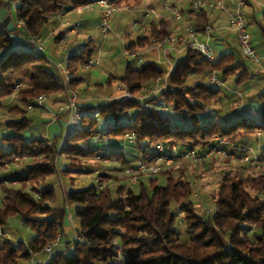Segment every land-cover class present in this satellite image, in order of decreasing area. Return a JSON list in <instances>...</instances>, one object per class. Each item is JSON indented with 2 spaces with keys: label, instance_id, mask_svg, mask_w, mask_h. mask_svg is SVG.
<instances>
[{
  "label": "trees",
  "instance_id": "1",
  "mask_svg": "<svg viewBox=\"0 0 264 264\" xmlns=\"http://www.w3.org/2000/svg\"><path fill=\"white\" fill-rule=\"evenodd\" d=\"M88 1L0 0V7L7 9V16L15 25V31L10 32L0 24V107L14 94L26 107L29 99L38 94L64 93L63 81L50 69V61L44 52L29 45L12 46L10 37L17 33L19 39L31 36L39 41L52 16ZM108 1L117 8L134 10L143 6L146 0ZM252 2H248V6L254 4ZM11 3L15 4L14 18L9 12ZM192 4L182 18L189 13L201 18L206 16L203 9L193 11ZM168 24L167 20L151 21L150 33L128 43L126 51L143 49L152 41L158 43L170 36ZM206 25L209 24L205 20L202 31ZM257 28L264 41V24L257 23ZM92 52L93 45L89 41L79 53L64 61L70 87L76 80L74 72L90 60ZM246 58L240 50L234 49L206 60L197 50L187 48L175 58L165 86L155 94L144 101L122 95L121 98L84 108L79 116L81 127L69 129L62 143V129L52 137L35 135L26 138L30 120L25 115L18 120H7L5 126L11 132L0 137V226L6 224L10 217L17 216L23 225L34 231V236L26 245L2 240L0 264H27L30 250L36 254L44 251V245L57 235L60 242L53 248L59 247L60 250L44 264H112L117 256L112 239L121 246L123 264H264V165L256 169L244 163L240 160L244 152L236 156L240 162L238 169L224 173L209 195L216 210L206 213L205 218L194 211L189 199L192 187L187 178V167L177 164L178 161H186L194 165L208 163L210 166L209 159L201 162L175 159L174 164L162 161L153 177L139 173L136 183L129 182L131 175L124 172V167V182L115 188L105 182L119 178L108 173L99 174L94 178L95 183L86 187L66 190L63 186L60 198L56 194L59 187L45 186L52 179L57 180V174L67 175L71 166L80 164L86 157L123 160L121 151L104 156L98 153L100 147L92 145V138L100 134L109 136V144L125 143L120 139L125 133H133L137 141L161 142L164 145L175 143L179 150H203L215 136L240 148L255 141L251 137L256 132L264 137V92L254 95L258 101V115L248 111L250 98L244 100L237 95L234 100L242 102V106H234L236 101H233L229 110L233 114L228 112L232 116L228 118L223 111L229 107L225 104L229 101L220 97L222 84L212 86L200 79L187 84L190 76L207 77L214 70L221 80L229 78L232 87L229 88L238 93V87L249 83ZM163 75V69L155 62L134 67L127 61L120 80L121 89L123 87L124 91L135 94ZM160 99L170 103L180 117L171 121L162 115L157 108ZM218 108L223 111H216ZM15 109L25 111L18 106L9 108L10 111ZM88 110L98 114L91 117ZM243 112L258 118L261 123L258 126L247 125ZM120 117L123 118L121 123L116 124ZM98 119L105 128H96ZM173 126L180 129L173 131ZM129 145L141 151L136 143ZM60 153H65L69 160L68 167L62 171L56 166ZM245 153L250 152L246 150ZM147 157L142 155V158ZM218 158L228 160L226 157ZM8 163L21 166L23 173L3 175ZM159 177L164 179L163 184L157 183ZM134 185L138 190L133 188ZM58 199L61 204H58ZM67 212L76 221L74 225L80 233L79 238H75V233L71 240L62 238L68 226Z\"/></svg>",
  "mask_w": 264,
  "mask_h": 264
},
{
  "label": "crops",
  "instance_id": "2",
  "mask_svg": "<svg viewBox=\"0 0 264 264\" xmlns=\"http://www.w3.org/2000/svg\"><path fill=\"white\" fill-rule=\"evenodd\" d=\"M182 1V0H181ZM161 3L162 0H146L138 9L130 10L127 8H117L114 11L113 18L110 20L112 22V28L113 31L116 30V34H119L122 30H126V23H125V17H128L130 14L132 15L128 19V23L131 21L134 22L133 25L138 27V30L142 33H147V35L150 33V27L149 23L151 21H157V20H167L169 22L168 28L171 30V35H186V26L192 25L197 38L199 40H204L205 35L203 31L201 30V26L204 25V22L206 20L207 24L213 25L215 27L214 31L212 32V36L210 38V43L212 45L213 49V56L217 53V55H220L225 52H230L234 49L239 50V46L236 42L235 36L232 32L228 31L225 26L227 23V13L216 11V10H208L206 11V16L201 18L197 16L195 13H189L186 17L182 18L180 21H173L169 15L164 12L161 9ZM254 4L247 5L243 9V17L247 26L248 31L252 34V44L256 50V52L262 56L260 65H258V68L264 73V41L262 39L261 33L259 32L257 28V23L264 24V0H253ZM151 8L153 10L152 13L148 14L146 17H149V21H146L145 18H143L145 12L147 9ZM230 9V8H229ZM99 23H100V17H99V11L97 6H93L91 9H84L81 12L76 11L75 9L63 11L59 15L52 16L50 18V21L48 25L46 26L44 30V34L41 40V44L45 46L46 42L50 41V44L48 46H45V50H47V53H44L46 58L50 61V69L54 73H58V69L55 65L59 64L60 68H64L63 66V59L64 61L72 54L79 53L84 45L87 42H91L93 45V36L98 34L100 36L99 31ZM143 23V24H142ZM14 35L18 36L17 33H14ZM128 38H132V33L126 34ZM62 36H65V45H62L64 41H62ZM145 35H142L143 37ZM107 37H105L106 39ZM135 39H130V42L135 41ZM105 41V40H104ZM128 44V43H127ZM123 43L124 46V52H127L125 49V46L127 45ZM151 45H149V55L150 58L155 59L156 62H161V53L164 54V56H167L170 58V56H179V54H183L185 49L181 47L178 44H169L166 49H163L161 46L158 45L157 42H151ZM105 42H100L98 47H95L93 45V52L91 54L90 59L93 61V64L97 63V60H109V61H115L117 62V65L124 64V59L119 57V52H113L112 48L109 50L107 47V50H104ZM79 50V51H78ZM162 52H161V51ZM138 52V51H136ZM112 54V56H110ZM96 60H93V59ZM132 58V57H131ZM126 60V59H125ZM151 60V59H150ZM128 61V60H127ZM127 61L124 65H126ZM150 62V61H149ZM153 62V61H152ZM155 62V61H154ZM165 64V62H163ZM91 65H83L81 66V73H79L75 76L76 80L74 81V86L78 91L80 100L78 102V110L80 112L84 111V108L94 106L97 104L96 101L98 100H112L114 98H118L122 95V93L117 94L114 91H110L111 86L113 84V80L117 79L116 83V90L120 91L123 90V87L121 89V77L123 75L124 69L122 72H120V75H113L111 69L107 66L101 65L100 68ZM167 64H170L168 67L169 69L164 73L166 74V79L163 82H166L169 71L172 67L170 59L167 60ZM125 68V66H124ZM79 71H76V73ZM119 72V71H118ZM254 72V71H251ZM256 73V70L255 72ZM83 75V76H82ZM88 77V79L86 78ZM262 77V75H259ZM257 77L259 80L260 77ZM194 77V78H193ZM196 76L192 75V79L195 81ZM193 81V82H194ZM163 82L155 83V81H152L149 85V87H159ZM120 87V88H119ZM230 86H227L224 95V100H234V98L238 96H242V99L246 100L250 98V106L249 111L253 114L258 115L259 109H258V101L255 99L254 95L251 93V90L255 87V84L252 83H245L243 86L238 87L239 92L232 91ZM241 88V89H240ZM234 90V89H233ZM124 91V90H123ZM46 111H39V114L37 117H39L40 125L38 127V130L36 131V135L44 136V137H52L53 134H56L59 130L64 129L65 125V117L62 119H59L57 121H48L50 119V113L51 111H56L57 107L64 103L65 101V94L64 93H53L51 95L46 96ZM96 100V101H95ZM230 103V102H229ZM219 105V103H216ZM230 106V104H227ZM18 109H15L17 111ZM223 109L218 108L216 111H220ZM34 111V110H33ZM13 113V112H11ZM28 119L29 116H26ZM75 119V118H74ZM30 120V119H29ZM31 122V120H30ZM75 127L80 128L81 123L75 124ZM35 136L32 131L28 130L25 132V137L29 138ZM251 141V138L248 140ZM98 144H103L102 142L93 141L92 145L97 146ZM247 146L249 147L250 142H247ZM261 148H264V137L261 138ZM260 145V144H259ZM250 147L252 149V145L250 144ZM249 147V148H250ZM260 148V149H261ZM250 149V150H251ZM257 149V144H256ZM248 150V151H250ZM254 150V149H252ZM123 158V156H122ZM120 160V158H119ZM113 161L117 162L116 159H113ZM121 161V160H120ZM135 164V163H134ZM132 164V165H134ZM126 166H131L125 163L121 164V167L119 168V172L122 174V168ZM21 166L16 165H10L7 167L5 174L11 173L14 176L21 175L23 173V170L21 169ZM58 169V168H57ZM108 174H112V171H109ZM1 175V176H3ZM113 175V174H112ZM123 175V174H122ZM51 186L53 188H57L58 186V180L52 179L50 182ZM56 194L58 198H60L61 193L59 191H56ZM22 224V222H21ZM66 234V230H64ZM62 234L63 239H68V235Z\"/></svg>",
  "mask_w": 264,
  "mask_h": 264
},
{
  "label": "rangeland",
  "instance_id": "3",
  "mask_svg": "<svg viewBox=\"0 0 264 264\" xmlns=\"http://www.w3.org/2000/svg\"><path fill=\"white\" fill-rule=\"evenodd\" d=\"M195 1H197V0H182V1L181 0H170V3H173L179 10H181L183 13V16H184L185 12L190 8V4L194 3ZM161 9H162V7H161ZM9 12H10L11 17L14 18V16H15V4L14 3H11L10 8H9ZM113 14L111 15V19L113 18ZM131 16L132 15L130 14L128 17H125L124 21L126 23V30H122L119 34H116V30L113 31V28L111 25L112 22L109 21V24H108L109 30L105 36L107 38L106 39L103 38L101 33H100V36L98 34H96L92 38L93 39L92 40L93 45L95 47H98L100 42L101 43L105 42L106 45L104 47V50L105 49L107 50V47H108L109 50L112 48L113 52L118 51L119 57L124 59V64L128 60L134 67H140L146 62H149V61L154 62L155 61L156 65L159 68L163 69L164 73H167L166 71L169 69L168 67L170 66V64H167V60L170 59V62L172 65L175 58L181 56L182 54H179V56H174V57L170 56V58H169L167 56H164V54L161 53V60L162 61L156 62L155 59L152 60V58H150L151 56L149 55L148 48H149V45H151V44H148L143 49L137 50L138 53L141 55V59H142L141 62L138 63V62H136V60L134 58H131L129 56L128 52H124L123 43L127 44V43H129L130 39L132 40V39H135L136 37H141L142 35H147V33L145 34V33H142L141 31H139L138 27L133 25L134 22H132V21L130 23L127 22L128 19H130L129 17H131ZM149 19H150L149 17L145 18L146 21H149ZM226 19H227V17H226ZM127 33H132V38H130V37L128 38V36L126 35ZM65 39H66V37L62 36V41H64V43L62 45L66 44ZM48 44H50V41L46 42L45 46H48ZM45 46H43V48H44L43 52L47 53V50H45ZM110 56H112V54ZM217 56H218L217 53L214 54V58H216ZM93 60H96V59L94 58ZM62 61H63L62 63L64 66V59ZM163 62H165V64ZM245 63L248 66L247 71L249 74V83H252L253 85L255 84V87L251 90V93L256 95L259 92H264V73H262V71L258 68V65H260V63H253V62L251 63V61H249L248 57L245 59ZM124 64L117 65V62H115V61H109V60H106V61L101 60L100 61L98 59L97 63L93 64V66H96L99 68L101 65H103V67L107 66L111 69L113 75H120L121 74L120 72H122L124 69V66H125ZM166 68H167V70H166ZM80 69H81V66H79V71L77 73L74 72L75 76L81 71ZM255 70H256V73H254ZM251 71H254V72H251ZM80 73H79V75H80ZM259 75H262V77ZM258 76L260 77L259 80L257 79ZM86 78L88 79L87 76H86ZM195 78L200 79V81H202V82L207 81V77H205L204 75H202L200 77L197 76ZM161 79H162L161 81L163 82L166 79V74H164L161 77ZM229 80H230L229 78H227L226 80H223V79L221 80L222 91H224L227 86H230ZM113 81L114 82L111 86L110 91L112 90L116 94H117V92H118V94L122 93L123 90H120V91L116 90L117 79H115ZM193 81L194 80L192 79V76H190L188 81H187L188 82L187 84L191 85L193 83ZM149 86H145L144 88H141L135 94L129 93L130 98H136L140 101H144L143 99H146V98H148V96L155 94L157 92L156 91L154 93H148L151 89L154 88V87H149ZM71 87L73 89H75L76 92L78 93L75 86H71ZM17 89H19V86L16 87V90ZM222 91H221L220 97L224 98L225 95L222 93ZM121 96L118 98H121ZM79 100H80V97H79ZM230 101H231V103H229ZM233 101H236V100H229L228 104H230V106L227 109H224L223 113L225 114L224 115L225 117L226 116L228 118L232 117L227 113L231 112L229 110L232 107L231 104L233 103ZM96 102L99 104L106 103L105 100H98ZM237 102H239V101H236L235 103H233V105L234 104H235L234 106L238 105V108H240L242 106V102H240V103H237ZM225 104L227 105V102H225ZM13 106H18V107H20V109L25 110L24 113L19 111V110H17V111L11 110L10 111L9 108H11ZM26 107H25V104H23L21 101H19L17 99L15 94L10 96L8 99V102L3 104L0 107V137L8 135L11 132L5 126V122L7 120H18L21 118L22 115L30 117L29 119L31 120V122L29 123V128H30V131H32V133H34L36 135V131L38 130V127L40 125L39 117H37L40 110L39 109H28ZM157 108H159V111L162 115L166 116L171 121L178 119L180 117L179 113L172 110L171 104L167 103L164 99H160L158 101ZM11 112H13V113H11ZM231 113L233 114V111ZM87 114H89L92 117V116H94L95 111L88 110ZM79 123H80V118L79 117L75 118L71 122L70 129L75 127V124H79ZM105 127H106L105 124L100 119H98V124H97L96 128L97 129H103ZM251 138L255 140L251 143L252 149H254V150H252L250 146H249L250 148L248 147L247 150L251 149L249 151L250 153L252 151L253 152L258 151L259 154H262V156H264V148L263 149L261 148V145H262L261 144V138H262L261 134L256 133V134H254V136L252 135ZM92 139L93 140H100L101 142H103V144L97 145L100 147V150L98 151V153H100L101 156L109 155V154H115V153L121 151L122 156H123V160L120 161L118 159L117 162H115L110 158L105 160V159L86 157V158L81 160L80 164L75 165V166H71L67 175L61 176V175L57 174L56 177H57V180L59 183L57 188L59 187V189H60V190L57 189V191H59V192L63 191L62 190L63 186L66 190L80 189V188L86 187L88 185L95 183L94 178L97 177L99 174H105V173H108L109 171H112L113 176H116L119 179L112 180V181L110 180V181L105 182V183H107L108 185L115 188L116 186H119V185L123 184V182H124L122 179L123 175L119 172V168L121 167L122 162H124L125 164H128V165H132L137 161V159L142 158V155H143L142 152L135 146L125 144V143L109 144L108 142H110V139H109L108 135L100 134V135L94 136ZM122 140L123 139L121 138L120 141H122ZM256 144H257V149H256ZM218 157L219 156H217V155L216 156L212 155V156H209L206 158L205 161H207L208 159H209V162L211 161L210 166L208 165V163H204V164L201 163V164H195L194 165L193 163H188L186 161H178L179 164H177L180 167H187V170H188L187 178L190 181L191 187H192V192L189 196V199L193 204L194 211L199 216H201L203 218L206 217V210L213 207L212 202L209 200V195L217 187L218 181L221 179L222 175L226 172H234L240 166V162L236 158H234V159L228 158V160L227 159L223 160L222 158H218ZM68 163H69V160L66 157L65 153L58 154V156L56 158V166H57L59 171H62L65 168H67ZM13 164H15V163H12V165ZM10 165L11 164L8 163V166H10ZM15 165L18 166L17 164H15ZM144 182H146V180ZM157 183L163 184L164 179L159 177L157 179ZM49 185H50V187H52L51 184H49ZM133 188L135 190H138V186H136V185H134ZM262 198L264 200V196ZM58 204H61L60 199H58ZM73 222L76 223L75 220H73ZM0 229L3 231V235L0 236V242L2 240H10L13 243L23 242L24 245H26L28 243V241L34 236V231L32 229H30L28 226L21 224L20 219L17 216L10 217L6 224L0 226ZM65 230H66V234L68 235V238L71 240L73 238V235H74V230L71 227L69 222H68V226H66ZM59 250H60V248L56 247L50 251H39V252H37V254L35 256L36 264H44L46 261L50 260L52 258V256L56 252H58Z\"/></svg>",
  "mask_w": 264,
  "mask_h": 264
},
{
  "label": "built area",
  "instance_id": "4",
  "mask_svg": "<svg viewBox=\"0 0 264 264\" xmlns=\"http://www.w3.org/2000/svg\"><path fill=\"white\" fill-rule=\"evenodd\" d=\"M253 0H197L192 4L193 11L203 10H216L222 11L227 13V23L225 28L232 32L235 36L236 42L239 46V50L241 54L245 57H248L255 63H260L262 56H260L253 44H252V34L248 31L244 17H243V9L248 5V2ZM97 6L99 11L100 23H99V31L103 38H105L109 28L108 24L111 19V15L117 9V7L109 2L108 0H90L84 5L78 6L75 8L76 11L81 12L84 9H91L93 6ZM161 7L163 11H165L169 17L173 21H180L183 17L182 11H180L176 6H173L170 3V0H162ZM230 8V9H229ZM153 10L151 8L147 9L143 18H145L148 14L152 13ZM60 13H58L59 15ZM143 24V23H142ZM215 27L213 25H206L204 27L203 33L205 35L204 40H199L197 38L196 32L192 25L186 26V35H170L162 38L158 45L161 46L163 49H166L169 44H178L184 49L190 48L197 50L206 60H212L213 56V49L210 43V38L212 36V32L214 31ZM12 46L17 45H29L32 48L36 49L39 52H43L44 48L43 45L34 37H26L24 39H19L18 36L12 34L10 37ZM130 57L134 58L136 62H141V55L134 51L128 53ZM2 58V53L0 52V60ZM93 64V61L90 59L86 65ZM58 69V74L61 77L63 84H64V94H65V101L63 104L57 107L56 111H51L50 119L51 121H56L65 117V125L62 131L60 143L63 142L64 139L67 138L69 134V129L71 122L74 118L79 117L81 115L80 111L78 110V102H79V95L75 89L68 85L69 76L66 73L64 68H60L59 64L55 65ZM161 78H156L154 81L155 83L161 82ZM207 81L212 86L221 85V80L218 77L217 73L212 70L208 76ZM166 82H163L161 86L154 87L148 93H154L160 90L162 87L165 86ZM123 96L126 98H130L129 92L124 91L122 93ZM46 96L43 94H38L35 97L29 99L27 102L28 109H40L41 111H46L47 106L45 104ZM98 113H95L97 115ZM243 120L247 125H254L258 126L261 121L254 117L250 116L249 114L243 112L242 114ZM127 117V114L124 116ZM122 117L116 120V124H120L122 121ZM180 128L178 126H173V131H178ZM258 134V132H256ZM255 133V134H256ZM123 142L129 144H137L138 147L141 149L143 154H146L147 158H139L135 162L134 165L126 166L124 168V172L126 174H130V183H136L138 181L137 174L139 173H148L152 177L157 173V171L161 167V162L164 161L166 164H174L175 159H189L194 162H201L205 160L209 156H221L226 158L234 159L238 155H241L240 160L250 166H253L256 169H259L261 166L264 165V156L259 154V152H251L245 153L248 147H237L234 143H226L224 139L220 136H215L212 143L205 149L200 150L197 148H188L184 150H179L175 143H170L169 145H164L161 142L157 143H148V142H140L136 140V137L133 133H125L123 138ZM228 145V146H227ZM154 157V158H153ZM46 187H50L49 184L45 185ZM216 210L215 207L206 210L207 214H211ZM67 221L70 225L74 228L75 238H79L80 233L75 228L72 216L70 212H67ZM3 235V231L0 229V236ZM60 242V238L57 237L44 245V251H50L53 247L57 246ZM112 242L116 245L115 252L117 254L114 262L112 264H123L121 260L122 249L119 242L116 239H112ZM36 253L33 250L29 251V258L27 260V264H36L35 261Z\"/></svg>",
  "mask_w": 264,
  "mask_h": 264
},
{
  "label": "water",
  "instance_id": "5",
  "mask_svg": "<svg viewBox=\"0 0 264 264\" xmlns=\"http://www.w3.org/2000/svg\"><path fill=\"white\" fill-rule=\"evenodd\" d=\"M0 24L4 26L7 31H15V25L13 21L8 18L7 9L5 7H0Z\"/></svg>",
  "mask_w": 264,
  "mask_h": 264
}]
</instances>
